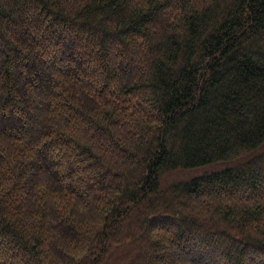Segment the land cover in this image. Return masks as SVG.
<instances>
[{
  "label": "trees",
  "instance_id": "obj_1",
  "mask_svg": "<svg viewBox=\"0 0 264 264\" xmlns=\"http://www.w3.org/2000/svg\"><path fill=\"white\" fill-rule=\"evenodd\" d=\"M0 264H264V0H0Z\"/></svg>",
  "mask_w": 264,
  "mask_h": 264
},
{
  "label": "rangeland",
  "instance_id": "obj_2",
  "mask_svg": "<svg viewBox=\"0 0 264 264\" xmlns=\"http://www.w3.org/2000/svg\"><path fill=\"white\" fill-rule=\"evenodd\" d=\"M200 171H202V170H200ZM196 173H198V171H194L193 173H191V174H196ZM190 174V173H189ZM184 176V173H176L175 174V177H183ZM172 177H174V175L172 176Z\"/></svg>",
  "mask_w": 264,
  "mask_h": 264
}]
</instances>
